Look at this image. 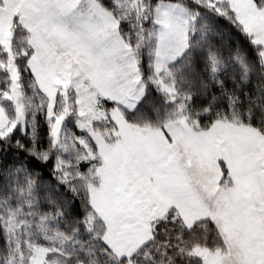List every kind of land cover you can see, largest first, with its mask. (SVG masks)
<instances>
[{"label":"snow or ice","instance_id":"obj_1","mask_svg":"<svg viewBox=\"0 0 264 264\" xmlns=\"http://www.w3.org/2000/svg\"><path fill=\"white\" fill-rule=\"evenodd\" d=\"M0 264H264V0H0Z\"/></svg>","mask_w":264,"mask_h":264}]
</instances>
